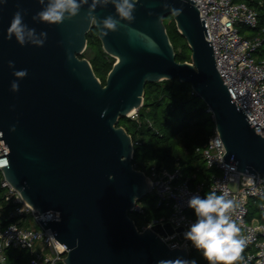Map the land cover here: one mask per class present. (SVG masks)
<instances>
[{
	"label": "water",
	"instance_id": "1",
	"mask_svg": "<svg viewBox=\"0 0 264 264\" xmlns=\"http://www.w3.org/2000/svg\"><path fill=\"white\" fill-rule=\"evenodd\" d=\"M91 3L56 24L33 20L41 0L0 5V142L8 158L2 175L34 212L61 213L60 221L39 222L68 249L58 264L188 260L185 243L170 248L162 239L174 232L169 223L140 230L130 217L152 193V182L133 164L134 140L120 120L140 110L147 84L177 79L190 84L207 105L225 145L223 158L239 173L264 177V137L233 101L196 1L137 0L134 20L128 21L108 0L95 8V23L88 18ZM18 8L29 27L47 33L43 46L8 38ZM173 8L181 11L174 14ZM109 15L120 24L105 34L102 20ZM166 17L186 40L190 61H177ZM92 27L104 52L115 59L105 84L90 61L80 58ZM25 69L23 77L14 74Z\"/></svg>",
	"mask_w": 264,
	"mask_h": 264
},
{
	"label": "built area",
	"instance_id": "2",
	"mask_svg": "<svg viewBox=\"0 0 264 264\" xmlns=\"http://www.w3.org/2000/svg\"><path fill=\"white\" fill-rule=\"evenodd\" d=\"M193 1H196L202 19H206L210 36L209 38L207 33V40L212 41L217 68L233 101L241 106L255 132L264 137V59L257 56L264 40L260 33L245 35L241 32L243 27L252 32L258 28V11L244 1ZM198 152L205 160L207 168L217 171L208 180H199L197 175H187L180 168L169 171L159 169L156 165L149 167V173L146 174L151 179L157 207L171 208L172 214L144 225L142 230L148 226H164L169 223L174 232L162 239L170 248L182 247L185 243L190 261L192 252L202 251L195 248L184 236L189 225L196 219L188 214L191 209L187 206L189 196H203L207 188L217 193L227 191L229 198L235 201V207L231 210L232 219L241 228L239 235L246 240V254L241 264H264V220H261L264 219L263 175L257 174L256 177L252 174H241L236 170L235 164L225 162V145L215 126L206 147L198 149ZM3 154V145L0 142L1 173V167L8 165V158ZM1 188L6 191V201L14 204L15 208L5 218L0 216V222L3 219L15 221L6 226L0 225V264H8L10 250L30 251L34 256L31 264L63 262L68 249L56 240L50 228L44 229L40 226L41 214L34 212L4 177ZM252 198L261 201L260 216L250 220L249 207ZM137 206V211L143 212L141 206ZM179 229L182 231L179 232Z\"/></svg>",
	"mask_w": 264,
	"mask_h": 264
},
{
	"label": "trees",
	"instance_id": "3",
	"mask_svg": "<svg viewBox=\"0 0 264 264\" xmlns=\"http://www.w3.org/2000/svg\"><path fill=\"white\" fill-rule=\"evenodd\" d=\"M234 1L247 2L258 11L259 15V26L256 30L249 33L243 28L241 32L245 35L260 33L264 40V0ZM166 27L177 61H190L191 51L186 40L178 32L172 17H168ZM88 40L89 45L96 50L97 42H100L96 28L92 27ZM257 56L259 59H264V43L257 52ZM114 62V58L103 53L99 64H94L95 73L103 84ZM119 125L123 126L133 137V164L147 174L151 165L169 171L180 168L187 175H197L199 180H208L214 173H217L216 170L207 168L205 160L198 152V149L206 147L209 137L214 132L212 114L208 111L205 102L192 90L190 84L182 83L177 79L147 84L144 103L138 110L137 116L134 119L122 118ZM2 178L0 172V205L2 206L0 216L5 218L15 208V205L5 199L6 191L1 188ZM208 192H210L209 188L204 191L203 196ZM260 203L259 199H251L249 219L251 209L260 212ZM137 205L141 206L143 212H130V217L140 230L144 225L172 214L171 208L157 207V197L153 193L145 196ZM188 214L196 218L192 209ZM261 220L264 219L261 218ZM14 221L15 219L10 221L3 219L0 225L6 226ZM245 254L246 250L243 249L242 259H238L234 264H241ZM33 257L28 250H10L8 251V264H31ZM193 259L197 261V264H209L202 252H192L190 261Z\"/></svg>",
	"mask_w": 264,
	"mask_h": 264
},
{
	"label": "clouds",
	"instance_id": "4",
	"mask_svg": "<svg viewBox=\"0 0 264 264\" xmlns=\"http://www.w3.org/2000/svg\"><path fill=\"white\" fill-rule=\"evenodd\" d=\"M88 0H41L42 8L34 16L33 20L49 24L62 23L66 19H71L80 13L83 4ZM108 0H92L89 5L88 18L93 23L97 22V17L93 15L95 8L107 3ZM118 17L128 21L134 20V12L137 0H114ZM7 3V0H0V5ZM174 14L181 11L178 8L172 9ZM102 31L107 34L108 30L117 31L120 20L109 15L102 20ZM9 39L13 36L21 45L31 43L36 46H43L47 33L29 27L24 22V12L19 9L14 13L8 28ZM10 66L14 61L8 62ZM27 70L15 71L18 77H23ZM12 89H18V82H12ZM110 178H112L110 176ZM151 185V181H148ZM187 206L191 208L196 216L195 222L191 223L185 231L184 236L190 240L193 246L202 251L209 264H234L238 259H242L241 252L246 246V240L240 236L241 228L232 219L231 210L235 207V201L229 198L227 191L217 193L210 191L206 195L193 194L187 200ZM41 219L61 220V213L58 210H49L46 214L41 213ZM158 264H173L172 261L160 260ZM174 264H197L196 260L177 259Z\"/></svg>",
	"mask_w": 264,
	"mask_h": 264
},
{
	"label": "flooded vegetation",
	"instance_id": "5",
	"mask_svg": "<svg viewBox=\"0 0 264 264\" xmlns=\"http://www.w3.org/2000/svg\"><path fill=\"white\" fill-rule=\"evenodd\" d=\"M101 43V42H100ZM101 47H102V44H101ZM104 53V52H103ZM103 53L102 52H98V50H94L93 48H91V46L87 45L84 53L80 56V58H86L87 60L90 61V63L92 64L93 66V69L95 71V68H94V64L98 65L99 62L101 61V58L103 56ZM106 54V53H105ZM107 55V54H106ZM110 57V56H109ZM112 58V57H111ZM115 60V59H114ZM108 75V74H107ZM107 78V76H106ZM101 80V79H100ZM102 81V80H101ZM103 82V81H102ZM105 82H106V79H105Z\"/></svg>",
	"mask_w": 264,
	"mask_h": 264
},
{
	"label": "rangeland",
	"instance_id": "6",
	"mask_svg": "<svg viewBox=\"0 0 264 264\" xmlns=\"http://www.w3.org/2000/svg\"><path fill=\"white\" fill-rule=\"evenodd\" d=\"M167 20H168V17H166L165 18V24H167ZM244 28V30L246 31V32H251V30H249L248 28H245V27H243ZM242 28V29H243ZM91 46V45H90ZM97 50H98V52H104V50L102 49V47H101V43L100 42H97ZM91 48H92V46H91ZM94 49V48H93ZM105 53V52H104ZM137 115H131V117H129V118H131V119H134L135 117H136ZM150 194H152V193H150ZM258 216H259V213H258V211L257 210H252L251 209V213H250V220H253V219H257L258 218Z\"/></svg>",
	"mask_w": 264,
	"mask_h": 264
}]
</instances>
